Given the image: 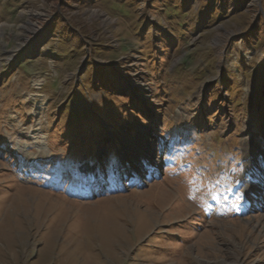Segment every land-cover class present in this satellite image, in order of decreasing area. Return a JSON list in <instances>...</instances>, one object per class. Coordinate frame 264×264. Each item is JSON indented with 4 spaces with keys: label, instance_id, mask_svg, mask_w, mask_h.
Segmentation results:
<instances>
[{
    "label": "rangeland",
    "instance_id": "374dc122",
    "mask_svg": "<svg viewBox=\"0 0 264 264\" xmlns=\"http://www.w3.org/2000/svg\"><path fill=\"white\" fill-rule=\"evenodd\" d=\"M0 264H264V0H0Z\"/></svg>",
    "mask_w": 264,
    "mask_h": 264
},
{
    "label": "trees",
    "instance_id": "16d2710c",
    "mask_svg": "<svg viewBox=\"0 0 264 264\" xmlns=\"http://www.w3.org/2000/svg\"><path fill=\"white\" fill-rule=\"evenodd\" d=\"M116 5V10L121 11V13L124 14H129V7L126 5V3H124V1H120L118 2ZM166 10L168 11V16H173V17H181V16H185L184 11H180V8H172L170 6L166 7ZM167 13V12H166ZM175 24H177L178 26H184V20L182 18H178L174 20ZM180 39H184L183 37V33L180 34Z\"/></svg>",
    "mask_w": 264,
    "mask_h": 264
},
{
    "label": "bare ground",
    "instance_id": "6f19581e",
    "mask_svg": "<svg viewBox=\"0 0 264 264\" xmlns=\"http://www.w3.org/2000/svg\"><path fill=\"white\" fill-rule=\"evenodd\" d=\"M145 148V147H144ZM146 150V149H145ZM143 153H145L144 151H143ZM145 155V154H144ZM150 159H148L147 160V162H148V164H149V166L150 167H153L155 164H156V162L155 161H149ZM152 160V159H151ZM137 162V161H136ZM139 164V163H138ZM263 172V171H262ZM137 180V179H136ZM138 180H139V178H138ZM253 187H254V185H252ZM249 189V188H248Z\"/></svg>",
    "mask_w": 264,
    "mask_h": 264
}]
</instances>
